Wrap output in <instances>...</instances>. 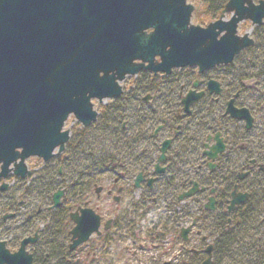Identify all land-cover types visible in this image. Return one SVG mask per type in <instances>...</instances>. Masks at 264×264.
Listing matches in <instances>:
<instances>
[{
  "label": "flooded vegetation",
  "instance_id": "flooded-vegetation-1",
  "mask_svg": "<svg viewBox=\"0 0 264 264\" xmlns=\"http://www.w3.org/2000/svg\"><path fill=\"white\" fill-rule=\"evenodd\" d=\"M262 2L253 0L256 7ZM225 6L213 22L221 18ZM244 23L252 26L247 33L254 46L243 50L232 63L204 70L198 66L173 68L170 73L142 69L135 76L141 89H123L117 101L123 98L129 109L155 119L146 124L143 136L125 140L126 150L133 142L141 146L136 160L130 156L103 168L96 165L81 169L68 164V146L76 140L71 139L53 158L54 163H45V169L37 172L28 188L12 187L7 182L11 175L6 181L0 179V244L16 254L24 240L35 239L26 247L33 264H82L88 259L114 264L115 243L134 238L126 218L104 219L88 199L92 189L94 199L105 192L98 182L99 170L115 176L112 189L106 191L115 204H121L132 189L138 193L132 196V203L143 209L161 202L174 206V224L169 231L179 230L184 244L194 235L201 238V245L207 243L204 250L199 247L192 251L194 257H202L199 264L207 260L210 248L213 264L226 238L241 236L252 216L255 222L251 227L263 230L264 203L259 197L264 198V18L261 25ZM240 26L238 35L242 36ZM47 179L53 180V185L43 191ZM5 184L8 187L3 190ZM81 186L90 191L88 197L77 192ZM97 188H102L100 193ZM58 192L64 194L55 207L53 198ZM194 205L199 207L197 214ZM165 207L166 211L169 206ZM85 209L100 217L99 233L72 250L76 227L73 217L80 218ZM213 222L214 229L210 225ZM134 237V242L142 240L139 251L133 252L137 256L147 244L154 251L160 249L158 242L165 233L150 230L146 237ZM131 247L125 246V254L131 253ZM175 263L177 260L171 259L163 264Z\"/></svg>",
  "mask_w": 264,
  "mask_h": 264
},
{
  "label": "water",
  "instance_id": "water-1",
  "mask_svg": "<svg viewBox=\"0 0 264 264\" xmlns=\"http://www.w3.org/2000/svg\"><path fill=\"white\" fill-rule=\"evenodd\" d=\"M263 5L229 0L203 28L192 24L188 0H0V179H24L28 159L60 155L70 140L67 120L91 126L99 115L93 100L120 98L127 76L232 63L254 46L250 33L238 35L239 25H261ZM63 194L54 195L55 207ZM73 218L72 250L100 227L90 209ZM34 242L24 240L16 254L0 244V264H33L26 247ZM206 253L202 264H212V248Z\"/></svg>",
  "mask_w": 264,
  "mask_h": 264
},
{
  "label": "rangeland",
  "instance_id": "rangeland-1",
  "mask_svg": "<svg viewBox=\"0 0 264 264\" xmlns=\"http://www.w3.org/2000/svg\"><path fill=\"white\" fill-rule=\"evenodd\" d=\"M189 2L196 8V12L192 18V23L194 25H201L203 27L207 26L209 20H205V18H203L205 21L202 22L197 19V12H199V17H203V12H207L206 6L202 4L201 0H189ZM229 17L230 16L228 15V18ZM251 29L252 26L250 23H243L239 28V34L244 35ZM250 53L251 52L248 53L249 58L251 57ZM136 78L137 77H128L122 83L123 89L126 90L130 86L132 88L137 86L138 90H140L141 82H137L138 79ZM93 103L95 110L98 111L99 115L97 121L91 126L84 128L81 123H79L73 116H71L65 124L64 130L71 132V139H78L79 141L77 155L80 159L77 161L75 160V163L71 165H78L81 166V169H84V166H92V164L95 162L102 160L104 156L107 157L111 155L116 156L118 160L122 159L121 161H123L124 158H128L130 156L136 160L138 158V152L141 148V146L138 145V142L137 144H135V142L131 143L129 150H121L119 147L120 141L122 140V142L125 143V140H129L130 138L132 141V139L137 136H143L146 124L150 120L155 119L150 117L145 118L144 115L139 113L138 109H129L127 107L126 101H124L123 98L120 102L117 100L107 99L102 103L94 100ZM131 147H133L134 150ZM53 161V158L49 160L48 163L44 162L40 158H30L26 163L29 171L31 172V176H26L24 179H21L11 174V177L7 180V182L12 187L18 186L20 190H23V188H28L29 182L37 178V172H41L43 169H45V166L54 163ZM137 162L134 161V164ZM45 163H47V165ZM114 178L115 176L112 173L105 175L103 171L99 170L98 182L99 185L105 189V192L102 194L100 199H94L95 193L93 192V189L91 191L90 197H88L90 191H88L87 187L81 186L76 190L80 194H87L88 199L90 198L92 200L93 205H95V208L97 207V210H99V213L104 216V219H107L108 216L114 218H126L134 241V236L141 234V237H146V235H149L150 230L156 234L165 233V237H163L158 242L162 246L160 249L154 251L151 248V245L147 244V248L143 252H139L137 256H135L133 252L139 251L138 246L142 241L141 239L137 240V243L133 240H131V242L128 241L125 243L116 242L113 250V256L115 257L114 264H163L171 259L177 260V263L175 264H199L202 261V257H194V253L192 251L195 249L197 250L199 247L204 250L207 246V243L201 245V238H198L194 235L193 237L191 236V240H189L188 244H184L183 240L179 237V230L169 231L174 224L173 213H176L174 206L171 208V204H165L166 206H169L165 211L166 207L161 202V204L152 205V208L148 207V209H143L138 204L132 203V196L135 197L138 195V193H134V190L132 189L126 194L121 204H115V202L108 198L106 194L107 190L112 189V181ZM36 184H38L37 180ZM47 184H49V180ZM259 200H262L261 202L264 203V198L262 196L259 197ZM250 204L252 205V202ZM262 205L263 206L261 207L263 208L261 210L263 213L264 204ZM179 207L183 208L184 205H179ZM194 213H199V207L197 205H194ZM251 219L252 221H248V224L245 225L246 227L252 229L251 232L243 236L244 231L242 230L241 237L243 238L240 241L243 244L249 242V239L255 240L259 236H264V229H257L255 231L251 227L255 222L253 216ZM190 223L191 221L189 224ZM210 225L213 229L216 227L215 222L210 223ZM245 226L243 228H245ZM125 246H132L131 253L128 255L124 252ZM84 251L86 252L87 250ZM228 256L230 260H228V258L223 254L220 255L219 253H216L214 255L213 264L235 263V257L231 254ZM82 264L97 263L94 261L91 262V260L88 259L83 261Z\"/></svg>",
  "mask_w": 264,
  "mask_h": 264
},
{
  "label": "trees",
  "instance_id": "trees-1",
  "mask_svg": "<svg viewBox=\"0 0 264 264\" xmlns=\"http://www.w3.org/2000/svg\"><path fill=\"white\" fill-rule=\"evenodd\" d=\"M202 4L206 6L207 12H203V17H199V12L197 13V19L199 21H205L206 19H215L220 14L221 10L223 9L224 5L228 2V0H201ZM205 18V20H203ZM124 100V99H123ZM119 100L118 102H120ZM78 142L75 140L68 146V164H74L75 160L77 161L80 159L78 157ZM119 147L121 150H126L127 143L120 141ZM117 157L114 155L111 156H104L102 160L95 162L94 164L88 165L86 167H94L96 165H99L100 167H106L108 164H113L117 160ZM53 180L49 181V184L43 185L42 189L44 191V188L46 190L52 188ZM244 231V235H247L249 232H251V228L246 227L242 229ZM243 237L241 236H230L226 238L225 241V247L222 249H219L217 253L220 255L223 254L225 257L230 260L228 255H233L235 257V263L233 264H264V236H259L255 240L249 239V242L246 244H243L240 240Z\"/></svg>",
  "mask_w": 264,
  "mask_h": 264
}]
</instances>
